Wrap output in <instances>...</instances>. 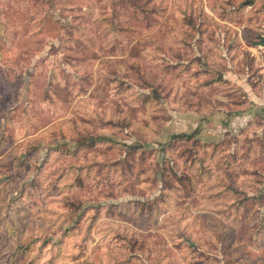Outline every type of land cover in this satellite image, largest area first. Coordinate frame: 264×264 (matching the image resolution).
Masks as SVG:
<instances>
[{
  "label": "rangeland",
  "instance_id": "rangeland-1",
  "mask_svg": "<svg viewBox=\"0 0 264 264\" xmlns=\"http://www.w3.org/2000/svg\"><path fill=\"white\" fill-rule=\"evenodd\" d=\"M0 19V264H264V119L211 121L243 102L264 0Z\"/></svg>",
  "mask_w": 264,
  "mask_h": 264
},
{
  "label": "crops",
  "instance_id": "crops-1",
  "mask_svg": "<svg viewBox=\"0 0 264 264\" xmlns=\"http://www.w3.org/2000/svg\"><path fill=\"white\" fill-rule=\"evenodd\" d=\"M2 24V21H0V28L3 27ZM249 72L250 75H248L250 76V80L244 91L243 102L240 104L236 102V100L241 99V94L239 93L235 94L234 98H225L224 102L222 103L223 108H220L219 112L215 114L211 120L213 121V127L220 125V123H227L228 119L231 123L230 125H236L237 123H240L242 121L240 117L241 114H237L240 111L243 113L245 112L244 114L247 113V116L243 122L246 126L254 119H264V72L258 66L256 61L253 66L249 67ZM239 79L240 78H237V84ZM236 87H238V85H236ZM242 106L243 108H241ZM233 111H235V113H233ZM203 136L204 138L215 140L219 139L220 137L222 138L223 135L221 136L218 130L213 129L212 132H208Z\"/></svg>",
  "mask_w": 264,
  "mask_h": 264
},
{
  "label": "built area",
  "instance_id": "built-area-1",
  "mask_svg": "<svg viewBox=\"0 0 264 264\" xmlns=\"http://www.w3.org/2000/svg\"><path fill=\"white\" fill-rule=\"evenodd\" d=\"M253 56H254L257 64H258V66L264 72V45L263 46H257L256 51L253 53Z\"/></svg>",
  "mask_w": 264,
  "mask_h": 264
},
{
  "label": "water",
  "instance_id": "water-1",
  "mask_svg": "<svg viewBox=\"0 0 264 264\" xmlns=\"http://www.w3.org/2000/svg\"><path fill=\"white\" fill-rule=\"evenodd\" d=\"M256 46H263L264 45V37L261 38L260 42L255 43Z\"/></svg>",
  "mask_w": 264,
  "mask_h": 264
},
{
  "label": "trees",
  "instance_id": "trees-1",
  "mask_svg": "<svg viewBox=\"0 0 264 264\" xmlns=\"http://www.w3.org/2000/svg\"><path fill=\"white\" fill-rule=\"evenodd\" d=\"M260 40H261V38H260ZM257 42H259V41H254V43H257ZM253 43V44H254ZM255 45V44H254ZM255 63V60L253 59V62H252V64H254ZM253 66V65H252Z\"/></svg>",
  "mask_w": 264,
  "mask_h": 264
}]
</instances>
